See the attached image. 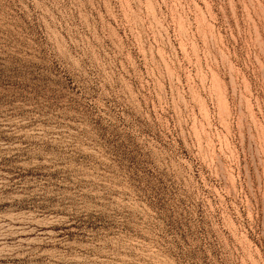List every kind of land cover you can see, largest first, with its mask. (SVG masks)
Returning a JSON list of instances; mask_svg holds the SVG:
<instances>
[{"label": "rangeland", "instance_id": "obj_1", "mask_svg": "<svg viewBox=\"0 0 264 264\" xmlns=\"http://www.w3.org/2000/svg\"><path fill=\"white\" fill-rule=\"evenodd\" d=\"M0 264H264V0H0Z\"/></svg>", "mask_w": 264, "mask_h": 264}]
</instances>
